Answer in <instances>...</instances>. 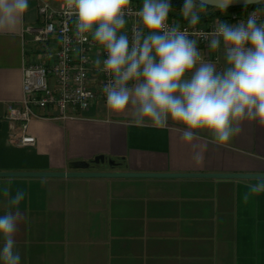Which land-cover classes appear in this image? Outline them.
Returning <instances> with one entry per match:
<instances>
[{
	"label": "crops",
	"instance_id": "1",
	"mask_svg": "<svg viewBox=\"0 0 264 264\" xmlns=\"http://www.w3.org/2000/svg\"><path fill=\"white\" fill-rule=\"evenodd\" d=\"M40 1L29 0L15 29L0 30V172L69 171L72 162L87 161L92 171L264 173V125L239 122L240 131L226 145L211 143L207 130L186 140L174 121L138 127L130 122L131 105L117 115L100 98L64 120L33 118L27 132L35 144L17 145L12 133L21 135L19 125L12 131L5 115L22 98L24 65L45 62L51 49L33 41ZM198 48L203 61L224 67L223 47ZM196 152L202 156L198 164ZM98 155L116 165L93 163ZM255 182L0 176V215L8 210L2 189L11 195L23 190L16 236L22 264H264V193L243 200L247 184Z\"/></svg>",
	"mask_w": 264,
	"mask_h": 264
},
{
	"label": "clouds",
	"instance_id": "2",
	"mask_svg": "<svg viewBox=\"0 0 264 264\" xmlns=\"http://www.w3.org/2000/svg\"><path fill=\"white\" fill-rule=\"evenodd\" d=\"M234 0H183L180 12L192 26L209 14L210 5L226 10ZM131 0H65V7L76 17L78 36L91 34L106 52L97 59L109 74L103 87L106 107L122 114L131 105V123L167 127L170 121L183 126L182 138L193 140L199 130H207L211 143L230 144L240 131L239 122L264 125V22L256 13L235 23L218 20L209 50L223 47L225 65L202 60L198 41L181 30L179 23L169 26L171 0H143L137 15L140 26L131 38L126 16ZM264 4V0H256ZM29 0H0V30L11 31L23 20ZM192 159L200 163L196 152ZM243 200L264 193V178L247 184ZM8 210L0 215V264H22L17 247L19 206L25 192L2 189Z\"/></svg>",
	"mask_w": 264,
	"mask_h": 264
},
{
	"label": "built area",
	"instance_id": "3",
	"mask_svg": "<svg viewBox=\"0 0 264 264\" xmlns=\"http://www.w3.org/2000/svg\"><path fill=\"white\" fill-rule=\"evenodd\" d=\"M142 3L131 0V12L125 17L130 38L133 28L141 24L137 13ZM253 12L258 23L264 22V8L260 7L232 11L228 22L246 19ZM38 13L41 22L33 29V41L42 45L51 44V49L45 62L24 65L22 98L19 103L10 106L5 115L12 131L16 123L19 125L21 135L17 137L12 133L19 146L34 145L36 142L35 137L27 132L30 120L41 117L64 120L78 110L87 109L97 99H105L103 87L110 79L109 74L102 70V63L96 64L97 59L103 61L107 58L105 50L91 34H76V17L65 7V0L57 6L41 0ZM217 21L213 20L206 26H192L188 21L182 23L169 18L167 23L169 26L179 23L181 30L198 41L199 47L207 44L213 36ZM40 111L44 113L40 114Z\"/></svg>",
	"mask_w": 264,
	"mask_h": 264
},
{
	"label": "water",
	"instance_id": "4",
	"mask_svg": "<svg viewBox=\"0 0 264 264\" xmlns=\"http://www.w3.org/2000/svg\"><path fill=\"white\" fill-rule=\"evenodd\" d=\"M258 4L256 0H234L230 7H243ZM211 7H215L210 5ZM228 7V8H230ZM218 8V7H215ZM93 163H106L113 168L116 162L112 159L106 160L104 156H95ZM69 171L55 172H0V176H40V177H214V178H264V173H150L130 171H92L90 162L74 161L69 165Z\"/></svg>",
	"mask_w": 264,
	"mask_h": 264
},
{
	"label": "trees",
	"instance_id": "5",
	"mask_svg": "<svg viewBox=\"0 0 264 264\" xmlns=\"http://www.w3.org/2000/svg\"><path fill=\"white\" fill-rule=\"evenodd\" d=\"M138 4H141L143 0H135ZM173 5V10L169 13L170 20L178 21L185 23L187 20H185L180 12V7L183 4V0H171ZM254 7H260L264 8V4H254L250 6H243V7H230L226 10H221L219 8L211 7L209 6L208 12L209 14L207 16H202L200 23H210L213 20H220V21H226L229 19V15H227V12L229 11H244L247 8H254Z\"/></svg>",
	"mask_w": 264,
	"mask_h": 264
},
{
	"label": "rangeland",
	"instance_id": "6",
	"mask_svg": "<svg viewBox=\"0 0 264 264\" xmlns=\"http://www.w3.org/2000/svg\"><path fill=\"white\" fill-rule=\"evenodd\" d=\"M47 1H50V0H47Z\"/></svg>",
	"mask_w": 264,
	"mask_h": 264
}]
</instances>
